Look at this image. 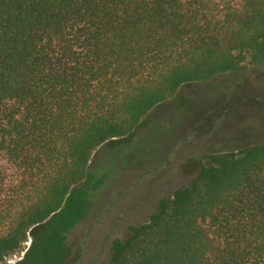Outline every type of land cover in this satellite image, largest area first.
<instances>
[{"label":"trees","instance_id":"trees-1","mask_svg":"<svg viewBox=\"0 0 264 264\" xmlns=\"http://www.w3.org/2000/svg\"><path fill=\"white\" fill-rule=\"evenodd\" d=\"M264 64V0H0V263L192 82ZM106 264H264V142L213 154Z\"/></svg>","mask_w":264,"mask_h":264},{"label":"rangeland","instance_id":"rangeland-1","mask_svg":"<svg viewBox=\"0 0 264 264\" xmlns=\"http://www.w3.org/2000/svg\"><path fill=\"white\" fill-rule=\"evenodd\" d=\"M264 142V64L182 85L129 135L108 140L63 207L0 264H106L117 239L190 186L213 154Z\"/></svg>","mask_w":264,"mask_h":264}]
</instances>
